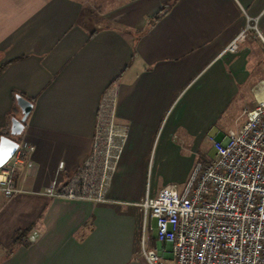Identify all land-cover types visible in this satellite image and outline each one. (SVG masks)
Returning <instances> with one entry per match:
<instances>
[{"label":"crops","instance_id":"obj_1","mask_svg":"<svg viewBox=\"0 0 264 264\" xmlns=\"http://www.w3.org/2000/svg\"><path fill=\"white\" fill-rule=\"evenodd\" d=\"M87 15L76 0H0V65L14 60L0 71V136L33 146L15 178L21 191L0 194V264H146L144 198L181 187L206 158L207 138L237 127L252 104L246 92L264 80L256 71L264 0H122ZM244 28L237 49L225 51ZM109 86L127 133L107 201L46 196L87 154ZM13 93L31 100L19 135L9 133L7 116L20 117ZM25 227L26 243L5 255ZM147 233L148 247L164 246Z\"/></svg>","mask_w":264,"mask_h":264},{"label":"built area","instance_id":"obj_2","mask_svg":"<svg viewBox=\"0 0 264 264\" xmlns=\"http://www.w3.org/2000/svg\"><path fill=\"white\" fill-rule=\"evenodd\" d=\"M244 32L245 28L224 50L234 52ZM257 36L264 47V37ZM250 92L254 103L243 108L237 127L220 138H207L212 157L195 160L181 187L164 184L152 197L144 198L143 229L170 248L148 247L142 234L139 251L146 264H166L168 253L173 264H264V80H258ZM115 96L113 87L105 88L87 154L59 186L44 190L46 196L73 202L107 201L127 133V125L114 115ZM32 149L30 144L17 143L0 167L3 197L21 191L15 178L29 164Z\"/></svg>","mask_w":264,"mask_h":264},{"label":"rangeland","instance_id":"obj_3","mask_svg":"<svg viewBox=\"0 0 264 264\" xmlns=\"http://www.w3.org/2000/svg\"><path fill=\"white\" fill-rule=\"evenodd\" d=\"M78 2H80L83 6V10L85 12H88V18H89V21H91L94 16H97L96 14L97 13H101V12H107L109 9H111V7H113L114 5L116 4H119L121 3L122 0H76ZM257 48L259 50V58H260V61L261 62V67L258 68V70H256L258 73H260V75L263 76L264 78V49L261 47L260 43H257ZM246 99H247V103L250 102V103H254V98L251 94L250 91H247L246 92ZM251 104V105H252ZM227 127H231L233 129V125H228L227 126L225 125V127H223V131H226ZM212 130H210L209 134L212 136ZM213 155V150L212 148H208L205 156L206 158H210L212 157ZM149 176V173L147 174V177ZM147 219V218H146ZM150 226H153V223L152 221L150 222ZM147 229L145 227V230L142 229V232L140 234V237L138 238V244H139V241L141 239V235L143 234L144 237L146 238V236L148 235L147 233ZM166 264H173V261L171 260H166L165 261Z\"/></svg>","mask_w":264,"mask_h":264},{"label":"water","instance_id":"obj_4","mask_svg":"<svg viewBox=\"0 0 264 264\" xmlns=\"http://www.w3.org/2000/svg\"><path fill=\"white\" fill-rule=\"evenodd\" d=\"M16 105L20 111L19 118H11L9 124L10 135H19L23 129V122L31 109V103L26 99L16 96ZM17 146V142L9 137L0 136V167L10 157ZM170 257V256H168Z\"/></svg>","mask_w":264,"mask_h":264},{"label":"trees","instance_id":"obj_5","mask_svg":"<svg viewBox=\"0 0 264 264\" xmlns=\"http://www.w3.org/2000/svg\"><path fill=\"white\" fill-rule=\"evenodd\" d=\"M169 4H166L165 6H163L158 12H156L155 14H153L151 16V18L149 19V23L154 21L155 19H157V17L161 14V11L165 8H167L166 6H168ZM14 60H11V61H8V62H5L4 64L0 65V71L2 70V68L12 62ZM16 96H20L24 99H26L27 101H29L31 103V100L27 97H25L23 94H20V93H13V99L15 100V97ZM16 104V102H15ZM13 104V109L15 107H17V105ZM14 116L11 114H9L7 116V119H8V122L10 123V119L13 118ZM23 125H24V122H23ZM29 228L28 227H25V228H21V229H18L16 230L14 233H13V237H12V241H11V245L7 248V250L5 251V255L11 253V251L14 249L15 246L19 245V244H25V236L28 232Z\"/></svg>","mask_w":264,"mask_h":264}]
</instances>
